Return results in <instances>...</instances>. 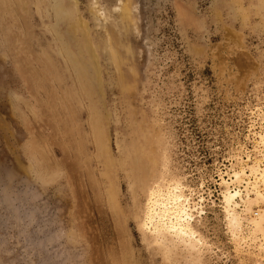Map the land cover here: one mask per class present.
<instances>
[{
  "label": "rangeland",
  "instance_id": "rangeland-1",
  "mask_svg": "<svg viewBox=\"0 0 264 264\" xmlns=\"http://www.w3.org/2000/svg\"><path fill=\"white\" fill-rule=\"evenodd\" d=\"M73 1L0 0V264H264V0ZM176 188L192 247L146 222Z\"/></svg>",
  "mask_w": 264,
  "mask_h": 264
},
{
  "label": "bare ground",
  "instance_id": "bare-ground-1",
  "mask_svg": "<svg viewBox=\"0 0 264 264\" xmlns=\"http://www.w3.org/2000/svg\"><path fill=\"white\" fill-rule=\"evenodd\" d=\"M74 3L75 2L73 0H68L67 4L72 5ZM77 23V28L79 31L83 32L84 35L86 33L89 34V30L85 22L78 21ZM93 57H95L93 59H95L94 61H96V56L94 55ZM261 162L263 163L262 167L256 165L255 167L251 168V176L255 177L257 185L253 188L255 190L254 194H252L253 196H250L249 194L247 195V202L258 200L264 202V154ZM139 168L140 167L137 166V168H133L132 170V173L134 175H137V177H140L141 169ZM136 170L139 173L135 172ZM243 172L241 174H236V177L238 179H242L244 175ZM238 199L244 201V198H242L238 191L227 192L224 196L227 215L234 224L240 225L241 218H239V214H237V208L239 207V203L237 201ZM248 214L249 215L247 220L250 226V235L255 240L259 239V236L263 237L264 239V210H262L261 214H257L256 217L254 215H251L250 210L248 211ZM192 217L193 216L191 215L190 201L183 197L181 191L178 188H176L175 191L170 190L167 193L161 192V190L151 193L149 212L146 217V222L147 225L151 227V229H153L157 235L164 236V234H170L171 236L179 240L180 243L181 241L187 242V245L192 247V244L186 241V239H189V241H193L196 239V234L191 224L193 219Z\"/></svg>",
  "mask_w": 264,
  "mask_h": 264
}]
</instances>
